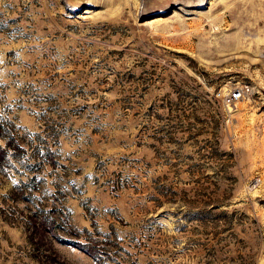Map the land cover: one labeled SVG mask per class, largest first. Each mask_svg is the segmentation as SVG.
<instances>
[{"label": "rangeland", "instance_id": "1", "mask_svg": "<svg viewBox=\"0 0 264 264\" xmlns=\"http://www.w3.org/2000/svg\"><path fill=\"white\" fill-rule=\"evenodd\" d=\"M0 264H264V0H0Z\"/></svg>", "mask_w": 264, "mask_h": 264}, {"label": "built area", "instance_id": "2", "mask_svg": "<svg viewBox=\"0 0 264 264\" xmlns=\"http://www.w3.org/2000/svg\"><path fill=\"white\" fill-rule=\"evenodd\" d=\"M240 95V91L238 88H232L228 95H227V100L231 101L233 99H237Z\"/></svg>", "mask_w": 264, "mask_h": 264}]
</instances>
